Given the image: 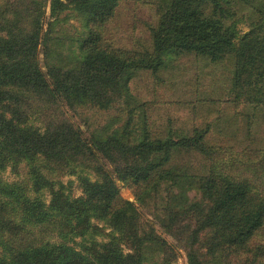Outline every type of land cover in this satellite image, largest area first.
I'll return each instance as SVG.
<instances>
[{
  "label": "trees",
  "instance_id": "1",
  "mask_svg": "<svg viewBox=\"0 0 264 264\" xmlns=\"http://www.w3.org/2000/svg\"><path fill=\"white\" fill-rule=\"evenodd\" d=\"M120 1L51 0L53 17L70 10L87 32L79 62L50 63L47 72L37 51L48 0L0 2V264H173L174 247L141 224L138 206L121 197L116 179L136 188L141 204L171 181L176 192H169L162 227L183 240L188 264H207L210 255L214 264H233V256L264 264V148L250 146V121L247 143L236 151L210 143V124L190 134L154 135L146 126L134 140L119 129L86 138L56 106L109 109L130 96L137 71L156 74L167 57L194 53L212 61L234 54L232 102L264 109V0H163L152 48L141 51L104 41ZM245 17L251 28L241 35L237 23ZM181 153L203 157L206 170L175 163ZM22 164L25 180L3 178ZM74 175L80 196L74 181H64ZM191 190L201 199L191 201ZM154 248L163 255L153 256Z\"/></svg>",
  "mask_w": 264,
  "mask_h": 264
},
{
  "label": "rangeland",
  "instance_id": "2",
  "mask_svg": "<svg viewBox=\"0 0 264 264\" xmlns=\"http://www.w3.org/2000/svg\"><path fill=\"white\" fill-rule=\"evenodd\" d=\"M50 1L48 0L44 7L40 20L41 43L37 51V60L45 72L48 71L50 63L64 67L76 65L81 57L79 40L85 37L87 32L84 19L70 10L61 13L58 19L53 17ZM162 1L121 0L116 16L106 24L104 41L121 49L138 51L151 49V28L158 23V6ZM52 21L54 24L51 26ZM250 25L251 21L248 17L239 21L237 23L239 34L248 32ZM47 46L52 49L49 56ZM167 58L166 67L156 74L146 70L137 71L130 82V96L115 102L109 109H100L91 104L72 109L63 101L58 102L56 106L60 108L65 118L83 131L86 138L95 134L107 136L115 129H119L125 131L127 138L134 140L141 136L146 126L154 135L164 136L171 129L178 131L180 135L190 134L194 128H204L210 124L212 127L210 143L234 145L237 148L235 150L240 151L247 143L243 141L248 135L250 121V146L264 148V109L244 104L238 106L231 100L234 54H228L218 61H212L207 56H198L194 53L171 55ZM36 119L37 123L41 124L42 118L36 115ZM174 162L188 163L198 171H205L207 168L205 167L207 161L195 154L175 155ZM106 169L112 174L114 167L107 162ZM241 172L247 173L250 177L261 176L257 173L252 174L253 172L246 168ZM95 175L96 173L92 172L91 178L96 179ZM26 177L25 164L21 165L19 172L8 167L3 173V178L9 182L22 181ZM76 178V175L66 176L64 181L66 183L74 181L72 190L74 195L80 196L82 189ZM116 181L121 197L135 202L138 206L141 224L146 229L154 228L174 247L173 251H169L173 264H188L183 240L167 235L162 227V219L165 217L164 208L170 198L169 192H176L171 181L163 183L159 191L142 204L136 199L134 190L136 188L128 187L118 179ZM188 194L191 201L201 199L199 191L191 190ZM194 226L192 224V227ZM152 251L155 257L163 255L157 248ZM213 257L210 255L204 259L207 264H214ZM236 257L232 258L233 264H242L244 260H236Z\"/></svg>",
  "mask_w": 264,
  "mask_h": 264
}]
</instances>
